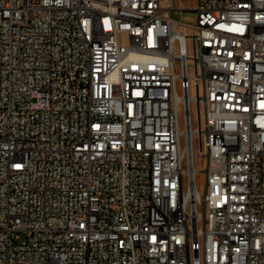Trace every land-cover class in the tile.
Masks as SVG:
<instances>
[{
  "label": "built area",
  "instance_id": "obj_1",
  "mask_svg": "<svg viewBox=\"0 0 264 264\" xmlns=\"http://www.w3.org/2000/svg\"><path fill=\"white\" fill-rule=\"evenodd\" d=\"M194 1L0 0V264H264V0Z\"/></svg>",
  "mask_w": 264,
  "mask_h": 264
},
{
  "label": "rangeland",
  "instance_id": "obj_2",
  "mask_svg": "<svg viewBox=\"0 0 264 264\" xmlns=\"http://www.w3.org/2000/svg\"><path fill=\"white\" fill-rule=\"evenodd\" d=\"M178 5L184 6L186 9H172L171 10V17L174 19H179L182 21L194 23L196 21V11L193 10L195 6L194 0H177ZM196 94V89L194 87V82H191V95L194 96ZM191 109H192V124L195 129H198V114H197V102L192 100L191 102ZM205 114L204 104L201 103V115L202 117ZM185 122L183 118L182 110L180 111V121L179 126L181 129L184 128ZM182 148H185V139L182 137ZM204 149H207V140L206 137L204 138ZM193 154H194V164L197 172L195 173V182L198 191L201 194H204L206 184H207V174L203 169L207 165V158L201 156L200 154V141H199V134L195 133L193 137ZM182 167L184 170L188 168L186 154L183 157ZM183 184L184 189L186 190L189 185L188 175L185 173L183 175ZM198 209L203 210V206L201 203H198ZM202 224V221L200 222Z\"/></svg>",
  "mask_w": 264,
  "mask_h": 264
},
{
  "label": "crops",
  "instance_id": "obj_3",
  "mask_svg": "<svg viewBox=\"0 0 264 264\" xmlns=\"http://www.w3.org/2000/svg\"><path fill=\"white\" fill-rule=\"evenodd\" d=\"M164 1V4L165 5H168L169 3H170V0H163ZM177 5H178V3H177ZM195 7V6H194ZM177 9H181V10H183V9H186L184 6H182V5H178V8ZM193 10H194V8H193ZM169 14H170V16H171V10H170V12H169Z\"/></svg>",
  "mask_w": 264,
  "mask_h": 264
}]
</instances>
